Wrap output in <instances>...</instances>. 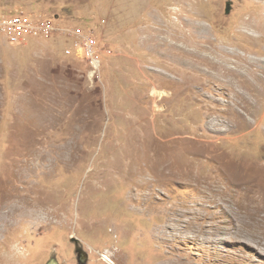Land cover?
Segmentation results:
<instances>
[{
    "label": "rangeland",
    "instance_id": "rangeland-1",
    "mask_svg": "<svg viewBox=\"0 0 264 264\" xmlns=\"http://www.w3.org/2000/svg\"><path fill=\"white\" fill-rule=\"evenodd\" d=\"M14 16L56 31L24 44L0 31V195L4 212L19 203L0 264H81L77 246L87 264H264V183L216 197L228 162L264 170V0H0V19ZM74 31L97 42L93 88ZM236 49L259 59L246 120L244 95L215 76ZM245 199L262 223L238 237L215 212Z\"/></svg>",
    "mask_w": 264,
    "mask_h": 264
},
{
    "label": "bare ground",
    "instance_id": "bare-ground-1",
    "mask_svg": "<svg viewBox=\"0 0 264 264\" xmlns=\"http://www.w3.org/2000/svg\"><path fill=\"white\" fill-rule=\"evenodd\" d=\"M184 2V1H183ZM186 3V2H185ZM180 7V6H179ZM188 10V9H187ZM182 15V14H181ZM184 17V16H183ZM181 17V18H183ZM179 22L178 24L180 25L182 23L181 19H178ZM186 20V19H184ZM186 22V21H185ZM248 22V20H247ZM191 24V23H190ZM195 24H198V23H195ZM201 24V23H200ZM198 24V25H200ZM247 26H250L252 25L251 23H243ZM193 27L195 32L197 34H199V32H201L203 30V27L202 26H199L198 27ZM202 25V24H201ZM187 26V25H186ZM194 26V25H193ZM244 26V25H243ZM176 27V26H175ZM177 28V27H176ZM182 28V26H181ZM205 28V27H204ZM246 28V27H245ZM256 28V27H254ZM187 30V29H186ZM188 31V30H187ZM183 32V31H182ZM189 32V31H188ZM206 32V31H204ZM245 34V33H244ZM176 35V34H175ZM193 35V34H192ZM205 35V34H204ZM166 36V35H165ZM181 36V35H180ZM185 36V35H184ZM189 36V35H188ZM203 36V35H201ZM207 36V35H206ZM164 37V36H163ZM175 37V36H174ZM168 39V38H167ZM192 39V38H191ZM200 40H202V45L200 44L199 45V48H200V52L199 50H197V52H199V56L201 55V57H205L203 55V53L207 50H209V46H207L205 44L206 42V37L202 38L200 37L199 38ZM256 39V38H255ZM170 40V38H169ZM179 40V39H178ZM185 40V39H184ZM179 42V41H178ZM183 42V41H182ZM177 43V42H176ZM178 44H182V43H177ZM186 47V45H185ZM175 48L177 50H183L182 47H180V49H178L179 47H176ZM182 48V49H181ZM211 48V46H210ZM168 49H171V48H168ZM187 50V48H186ZM264 50V49H263ZM167 51V50H166ZM170 51V50H169ZM240 51V50H239ZM239 51L234 50V52H228V51H223L222 52V60L220 63H218L216 65L217 68H219L218 70V74H216L215 76H223L225 77V82L229 87L232 88V94H234L236 97H238V93L241 92L242 96L244 95V100H245V109H247L249 112H241V111H236L235 114L238 117L241 118H244V120L247 119V114H249L253 104H252V101L251 99L247 98L246 96V93L247 91L245 89H243V85L244 86H249L250 89H253L255 88L256 84L253 82V80L256 82V81H259V78L260 76L256 73V70L254 69V67L257 65L258 63V60L251 58L249 57V54L248 52H243L240 53ZM164 52V51H163ZM221 52V51H220ZM242 52V51H241ZM206 53H208L206 51ZM179 54V53H178ZM176 54V55H178ZM193 54V53H192ZM191 54V55H192ZM211 54V53H210ZM248 55V56H247ZM170 56V54H169ZM198 56V55H197ZM223 56L225 57H229V58H234L236 60V58H238L239 62H240V65L239 66H236V63H235V67H231L230 64H232V59H228V58H224ZM189 57V56H188ZM208 59V57H205ZM191 59V58H190ZM202 60V59H201ZM206 60V59H204ZM211 60V59H210ZM208 60V61H210ZM205 62V61H204ZM264 63V62H263ZM198 64V63H197ZM211 64V63H210ZM213 64V63H212ZM211 64V66H212ZM198 66V65H197ZM206 68V67H205ZM202 69V67H201ZM204 69V68H203ZM207 69V68H206ZM200 70V69H199ZM205 70V69H204ZM264 70V69H263ZM198 71V70H197ZM202 71V70H201ZM200 72V71H199ZM198 72V73H199ZM201 73V72H200ZM203 73V72H202ZM209 72L207 71V74ZM211 76V75H210ZM213 76V75H212ZM209 80V79H208ZM223 84V83H222ZM239 88V90H238ZM255 92H257V89L254 90ZM258 93V92H257ZM157 94H159V96H161V98L163 97V95H168L167 92L165 91H160L158 92ZM240 94V95H241ZM241 97V96H240ZM239 102V101H238ZM234 104V103H233ZM233 106L231 107H228V109L230 110L231 109H234L232 108ZM156 108H159V107H156ZM226 108V107H225ZM157 110H160V109H157ZM246 110V111H247ZM225 111V110H224ZM223 113V111H222ZM225 114V113H224ZM227 115H228V112H227ZM226 115V116H227ZM229 117V116H228ZM190 118V117H189ZM192 118V117H191ZM223 125L225 127V130H224V133H234L236 131L239 130V126L238 125H235L234 126H231L230 125V120L227 119L226 117L223 118ZM226 120V121H225ZM223 133V134H224ZM220 139V138H219ZM213 144V143H212ZM220 150H223L222 147H212L211 149L209 147H206L205 149V153H209L210 155H215L216 157L219 156L221 159H225V157L222 156V153H220ZM226 162V161H225ZM222 163V162H221ZM229 164V170H227L226 172H223L224 175L222 179H219L220 180H224L225 182V187H223V189L219 192V194L216 195V197H218L219 195L221 196V200L226 203L228 201H226L223 197L229 195V194H233V189L230 188V184L231 183H236L237 185H241L244 187L243 191H248V185L251 186V184H257V182H260L262 181L264 183V170H261L259 168V166H255V165H245L243 163H234V165H231L233 163H230L228 162ZM218 167V166H217ZM220 167V166H219ZM221 168V167H220ZM219 169V168H218ZM189 171V170H187ZM186 171V172H187ZM224 171V170H223ZM231 171V172H230ZM185 172V171H184ZM190 172V171H189ZM218 172V170H217ZM166 173V172H164ZM183 173V172H181ZM180 173V175H181ZM162 174V171L159 170V174L158 175H161ZM179 174V173H178ZM186 174V173H185ZM184 174V175H185ZM218 174V173H217ZM189 175V173H188ZM220 175V174H219ZM194 176V175H192ZM191 176V177H192ZM183 177V176H182ZM189 178V177H188ZM187 179V178H186ZM162 181V179H160ZM236 181H239V182H236ZM188 182V181H187ZM196 182L198 183V178H196ZM189 183H192L191 181ZM194 184V183H193ZM190 185V184H189ZM196 185V184H195ZM249 186V187H250ZM255 186V185H253ZM252 186V187H253ZM259 186V185H258ZM263 186V185H262ZM251 187V188H252ZM193 188H195L193 186ZM197 188H199V185L197 186ZM254 188V187H253ZM264 188V187H263ZM239 189V188H238ZM233 190V191H232ZM253 190V189H252ZM258 190V189H257ZM204 192V190H202ZM241 191V189H240ZM236 192V191H235ZM239 192V191H238ZM237 192V193H238ZM252 192V191H251ZM254 192V191H253ZM223 193V194H221ZM264 193V191H263ZM255 194V193H254ZM256 196V195H255ZM258 196V195H257ZM204 197V196H203ZM215 196H206L204 197L205 199H203V202H206V199H208V202L210 203H215L217 206L216 208H220V207H223L222 205H217L216 201L214 200L216 198ZM4 198H5V194L3 193V195H0V233H3L4 231H6V227H7V224L10 222V220L12 221L13 218L12 217H15V214L17 213L18 211V206H19V203L16 201H14L15 203H13V208L11 209V211L9 212H4V208H5V201H4ZM15 198V197H14ZM17 198V197H16ZM226 198V197H225ZM244 199V198H243ZM253 201V200H252ZM207 202V203H208ZM262 204H264V200L261 201ZM17 204V206H15ZM232 204L230 206V209L228 210V208H224L223 212H220V211H216L215 213H220L222 215V218L225 220L224 222H226L230 227V229H227L226 232L227 233H230L232 232V230H235L236 231V235L238 237H242L244 232H247L246 230L249 228V227H252V226H258L260 225L262 222L261 220L259 219V204H256L254 202H250L248 200H243V202L240 203L239 207L237 209H234L232 210ZM209 207V206H208ZM261 208V207H260ZM264 211V210H263ZM261 211V213L263 212ZM260 213V214H261ZM238 223V225L236 224ZM190 226V224H189ZM188 226V227H189ZM183 229V228H182Z\"/></svg>",
    "mask_w": 264,
    "mask_h": 264
},
{
    "label": "built area",
    "instance_id": "built-area-1",
    "mask_svg": "<svg viewBox=\"0 0 264 264\" xmlns=\"http://www.w3.org/2000/svg\"><path fill=\"white\" fill-rule=\"evenodd\" d=\"M0 31L5 34L10 44H24L29 38L48 39L56 31V28L46 21L31 22L23 17L14 16L0 19ZM63 32L67 36L71 33L74 37L72 30L65 29ZM74 33L79 40L77 43L79 56H84L90 66L87 80L90 87L93 88L101 81V61L98 57L97 42L94 39L93 33L89 31H74Z\"/></svg>",
    "mask_w": 264,
    "mask_h": 264
},
{
    "label": "water",
    "instance_id": "water-1",
    "mask_svg": "<svg viewBox=\"0 0 264 264\" xmlns=\"http://www.w3.org/2000/svg\"><path fill=\"white\" fill-rule=\"evenodd\" d=\"M76 253H77L79 262L81 264H87L89 255L81 247L77 246Z\"/></svg>",
    "mask_w": 264,
    "mask_h": 264
}]
</instances>
